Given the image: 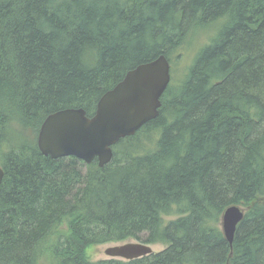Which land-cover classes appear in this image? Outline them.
I'll return each instance as SVG.
<instances>
[{
    "label": "trees",
    "instance_id": "obj_1",
    "mask_svg": "<svg viewBox=\"0 0 264 264\" xmlns=\"http://www.w3.org/2000/svg\"><path fill=\"white\" fill-rule=\"evenodd\" d=\"M213 21L159 115L109 163L40 152L48 114L93 115L128 70L181 59L188 32ZM0 166V264L46 251L55 264H264V0H0ZM232 204L245 214L230 245L220 218ZM127 238L166 246L86 257Z\"/></svg>",
    "mask_w": 264,
    "mask_h": 264
},
{
    "label": "water",
    "instance_id": "obj_2",
    "mask_svg": "<svg viewBox=\"0 0 264 264\" xmlns=\"http://www.w3.org/2000/svg\"><path fill=\"white\" fill-rule=\"evenodd\" d=\"M170 80V64L164 54L138 64L98 99L95 111L88 116L82 107L64 108L48 114L42 121L37 146L51 158L74 156L99 166L113 157V145L133 135L158 115L161 95ZM4 171L0 166V184ZM244 216L243 207L232 204L220 218L221 231L232 245L237 225ZM160 251V250H159ZM158 252V251H157ZM155 253L150 243L125 241L106 247L109 258L132 260Z\"/></svg>",
    "mask_w": 264,
    "mask_h": 264
},
{
    "label": "rangeland",
    "instance_id": "obj_3",
    "mask_svg": "<svg viewBox=\"0 0 264 264\" xmlns=\"http://www.w3.org/2000/svg\"><path fill=\"white\" fill-rule=\"evenodd\" d=\"M217 25V21H213L210 24H208L206 27L202 28H192L188 34L185 36L184 42L182 45L176 50L177 54L180 53L182 56L181 59L180 57L174 56L172 58V82L175 83L179 79H181L184 75V70L186 71L188 68V65L193 64V55L196 53L197 50L200 49V47L209 42V38L214 35L216 28L215 26ZM179 51V52H178ZM192 58V59H191ZM176 85V84H175ZM158 131L152 134L151 138H143L141 147L142 150H149L153 149L155 146V140L157 137ZM245 212V209H243ZM170 218V217H166ZM133 241L136 240L134 238H127L125 240L121 241H109L105 242L102 244H94L90 245L86 248L85 253L87 259L91 261H96L99 259H108L109 257L105 254V249L106 247L114 244H119L123 243L125 241ZM48 243L52 241L51 238H49ZM153 251L157 252L159 250H162L165 248V244L163 243H153L151 244ZM35 264H55L54 258L51 257L50 252H45L44 254L41 253V255L38 256Z\"/></svg>",
    "mask_w": 264,
    "mask_h": 264
},
{
    "label": "flooded vegetation",
    "instance_id": "obj_4",
    "mask_svg": "<svg viewBox=\"0 0 264 264\" xmlns=\"http://www.w3.org/2000/svg\"><path fill=\"white\" fill-rule=\"evenodd\" d=\"M169 61V60H168ZM169 64H170V80H169V82H168V84H167V86H166V88H165V90H164V92H163V94L161 95V98H160V101H161V104H160V107L158 108V115H159V113H160V109H161V105H162V98H163V95L167 92V90L170 88L169 86L170 85H172V74H171V72H172V63L169 61ZM126 74V73H125ZM166 97H167V95H166ZM157 115V116H158ZM92 116V115H91ZM156 116V117H157ZM154 119V118H153ZM152 120V119H151ZM149 122V121H148ZM147 123V122H146ZM145 123V124H146ZM39 131V130H38ZM38 134V133H37Z\"/></svg>",
    "mask_w": 264,
    "mask_h": 264
}]
</instances>
